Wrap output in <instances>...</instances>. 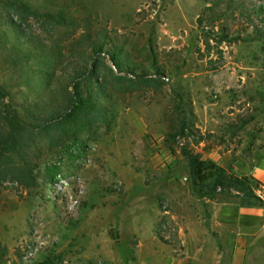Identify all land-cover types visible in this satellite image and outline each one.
Returning a JSON list of instances; mask_svg holds the SVG:
<instances>
[{
	"label": "rangeland",
	"instance_id": "374dc122",
	"mask_svg": "<svg viewBox=\"0 0 264 264\" xmlns=\"http://www.w3.org/2000/svg\"><path fill=\"white\" fill-rule=\"evenodd\" d=\"M232 1L222 15L227 0H0L7 107L48 116L93 62L106 83L89 131L23 154L33 187L0 183V264H138L140 244L178 250L180 234L216 232L209 203L234 200L197 199L184 153L203 164L200 184L216 166L264 189V0ZM213 235L205 264L224 246ZM246 257L264 264V226Z\"/></svg>",
	"mask_w": 264,
	"mask_h": 264
},
{
	"label": "trees",
	"instance_id": "16d2710c",
	"mask_svg": "<svg viewBox=\"0 0 264 264\" xmlns=\"http://www.w3.org/2000/svg\"><path fill=\"white\" fill-rule=\"evenodd\" d=\"M232 4V0H227L225 10L221 14L224 15L230 10ZM19 10L14 1H10L4 7L9 17L17 16ZM205 11H211V8H205ZM260 11L264 12L261 8ZM200 20L201 18L198 19L199 25H201ZM9 21L12 24V20ZM221 41L227 42V35H224ZM98 47L91 49L94 55L103 54L102 46ZM105 55L107 60L111 61V68L121 73L119 62L122 59L121 52L112 51ZM96 72L97 66L93 62L89 70L76 73L69 81L70 92H67L66 98L63 99L64 104L58 105L52 102L53 109L46 117L40 116L39 110L34 111L39 109L38 106L24 110L22 114L14 108L7 107L3 102L4 90L0 87V183L12 180L25 188L33 187L34 179L23 155L26 150L36 143H47L52 147L63 143L71 144V141L76 140L80 134L89 131L99 122L100 112L95 109V103L106 91L104 87L106 83H95V80L99 82ZM139 78L143 79V77ZM123 79L126 78L116 77L115 81L122 82ZM49 81L44 80L45 85H49ZM52 97L57 99L56 95ZM182 136L183 129L174 134L172 139ZM184 159L189 167L192 192L197 199L212 201L217 196H227L231 197L240 209L264 208V189L250 177L238 176L232 170L214 166L211 172L207 173L206 182L200 184L204 173L203 164L186 153ZM39 264H54V258H44Z\"/></svg>",
	"mask_w": 264,
	"mask_h": 264
},
{
	"label": "crops",
	"instance_id": "0c3cea01",
	"mask_svg": "<svg viewBox=\"0 0 264 264\" xmlns=\"http://www.w3.org/2000/svg\"><path fill=\"white\" fill-rule=\"evenodd\" d=\"M252 176L255 177L253 174ZM209 204L213 209L211 220L216 232L199 229L191 233L180 234L181 244L178 250L156 244L143 246L141 249L140 244L138 264H205L201 260V255L207 239L214 241L216 245L214 233L224 246L221 249L217 246L214 248L213 263L210 264H246L244 258H247L248 244L262 233L264 213L261 211H264V208L244 210L240 209L235 202L219 205L214 202ZM225 209L233 211V214L229 215ZM258 216L262 218L261 223L254 219Z\"/></svg>",
	"mask_w": 264,
	"mask_h": 264
},
{
	"label": "water",
	"instance_id": "95a60500",
	"mask_svg": "<svg viewBox=\"0 0 264 264\" xmlns=\"http://www.w3.org/2000/svg\"><path fill=\"white\" fill-rule=\"evenodd\" d=\"M108 62H109V64H111V61L110 60H108Z\"/></svg>",
	"mask_w": 264,
	"mask_h": 264
}]
</instances>
